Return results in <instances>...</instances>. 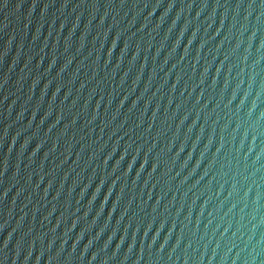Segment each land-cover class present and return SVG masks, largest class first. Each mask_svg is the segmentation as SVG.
Listing matches in <instances>:
<instances>
[{
	"label": "water",
	"instance_id": "95a60500",
	"mask_svg": "<svg viewBox=\"0 0 264 264\" xmlns=\"http://www.w3.org/2000/svg\"><path fill=\"white\" fill-rule=\"evenodd\" d=\"M0 264H264V0H0Z\"/></svg>",
	"mask_w": 264,
	"mask_h": 264
}]
</instances>
